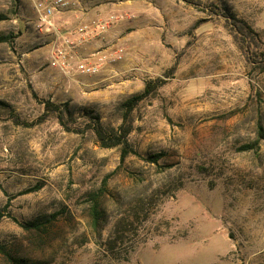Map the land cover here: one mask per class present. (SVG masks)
<instances>
[{
	"label": "rangeland",
	"instance_id": "1",
	"mask_svg": "<svg viewBox=\"0 0 264 264\" xmlns=\"http://www.w3.org/2000/svg\"><path fill=\"white\" fill-rule=\"evenodd\" d=\"M117 1L128 3L107 46L122 57L84 74L52 64L57 48L70 67L83 58L65 34L36 29L27 0H0V264H264V71L223 18L248 22L264 46V0H201L219 13ZM157 77L166 81L134 107V153L120 161L121 146L88 126L116 130L123 102ZM47 100L68 108L70 130L53 113L14 122L37 119ZM141 201L154 209L133 214V234L107 249Z\"/></svg>",
	"mask_w": 264,
	"mask_h": 264
},
{
	"label": "trees",
	"instance_id": "2",
	"mask_svg": "<svg viewBox=\"0 0 264 264\" xmlns=\"http://www.w3.org/2000/svg\"><path fill=\"white\" fill-rule=\"evenodd\" d=\"M186 4L192 5L198 9H202L204 11L210 13H219V8L214 3H204L201 0H182ZM0 18H2L0 16ZM224 23L229 30L233 40L235 41L238 49L244 54L247 60L255 63L258 67L264 71V46L261 43V40L258 36V33L253 29V27L246 22L245 20L238 18L236 15L229 13L223 16ZM176 67V63H174L167 70L164 77H167V74L171 73ZM165 78L157 77L155 79H150L145 82L143 90L139 93L133 94L129 96L124 102L123 107L124 111L122 114V122L119 124L116 130L111 131L110 133H106L99 125V123H95L94 125H89L94 132L97 139L104 146L108 145H120V161H123L127 155L130 153H134L131 146L127 141V136L132 129V121H131V113L134 107L141 101L142 99L149 96L153 93L160 85L165 83ZM43 112L38 116L37 119L31 122H25L20 120L18 116L14 115V122L19 123L25 126H32L37 123L42 122L50 113L55 114L58 122L66 129L70 130L67 126V123L64 120V112H68V108H64V104H56L49 100L43 102ZM70 115V114H69ZM156 161V160H154ZM106 189V179L104 180L103 185L98 189L99 192L92 194L94 203L91 205L90 212L93 218V222L96 223L100 217L101 209L96 203L98 193H102L103 190ZM97 194V195H96ZM100 196V195H99ZM98 196V197H99ZM152 201V200H151ZM145 207L144 201L139 202L136 207L132 210V214H128V216L121 218L116 224H114L113 230L105 241V245L107 249L113 250L116 248L122 247L126 239H128L134 232L132 215L138 217L139 212L146 213V215L151 213V210L154 209V204L151 202ZM4 211L0 209V220L4 217ZM132 220V221H131ZM128 221H130V225H128ZM33 225V224H30Z\"/></svg>",
	"mask_w": 264,
	"mask_h": 264
},
{
	"label": "built area",
	"instance_id": "3",
	"mask_svg": "<svg viewBox=\"0 0 264 264\" xmlns=\"http://www.w3.org/2000/svg\"><path fill=\"white\" fill-rule=\"evenodd\" d=\"M28 7L34 16L36 29L42 30L46 27L51 29L54 36L62 37L64 32L54 23V17L63 12H79L84 10L86 0H27ZM117 20L116 15L109 14L108 17L99 20H90L80 23L75 28L76 36L68 38L65 36V42L69 43L71 48L80 46L82 43L96 36H102L111 24ZM68 51L62 48L55 49L52 64H58L62 69L67 66L69 70L79 71L84 74H93L100 69L101 62L105 60L118 61L122 55L120 51L115 49L106 54L93 53L90 58H83L76 62L74 66H69L67 63ZM67 63V64H66Z\"/></svg>",
	"mask_w": 264,
	"mask_h": 264
},
{
	"label": "crops",
	"instance_id": "4",
	"mask_svg": "<svg viewBox=\"0 0 264 264\" xmlns=\"http://www.w3.org/2000/svg\"><path fill=\"white\" fill-rule=\"evenodd\" d=\"M84 4V10L79 12H63L54 17L55 25L60 28L61 31L68 38H74L76 36L75 28L82 22H87L90 20H99L104 17H108L109 14L118 16V12L121 8L127 7L126 1L117 0H86ZM118 20L114 21L107 31L102 36H96L90 40L82 43L78 46L75 51L70 53L73 60L79 58H90L93 53L106 54L115 50L113 44H109V38L115 34L113 29L117 26ZM53 35V34H52ZM116 61L105 60L100 64V71L106 67H111L112 63Z\"/></svg>",
	"mask_w": 264,
	"mask_h": 264
}]
</instances>
